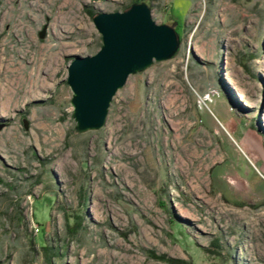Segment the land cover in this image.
Instances as JSON below:
<instances>
[{
    "label": "rangeland",
    "instance_id": "374dc122",
    "mask_svg": "<svg viewBox=\"0 0 264 264\" xmlns=\"http://www.w3.org/2000/svg\"><path fill=\"white\" fill-rule=\"evenodd\" d=\"M141 1L180 49L78 132L67 58L133 0H0V264H264V0Z\"/></svg>",
    "mask_w": 264,
    "mask_h": 264
},
{
    "label": "water",
    "instance_id": "95a60500",
    "mask_svg": "<svg viewBox=\"0 0 264 264\" xmlns=\"http://www.w3.org/2000/svg\"><path fill=\"white\" fill-rule=\"evenodd\" d=\"M150 8L146 3H134L122 12L99 11L92 19L102 36L99 51L67 58V84L73 93L78 132L102 128L112 100L129 77L146 71L153 62L172 59L180 49L176 29L155 23Z\"/></svg>",
    "mask_w": 264,
    "mask_h": 264
},
{
    "label": "trees",
    "instance_id": "16d2710c",
    "mask_svg": "<svg viewBox=\"0 0 264 264\" xmlns=\"http://www.w3.org/2000/svg\"><path fill=\"white\" fill-rule=\"evenodd\" d=\"M134 3H143V1H141V0H133V4ZM89 12V14L92 16V17H94L95 15H94V13L92 12V11H88ZM172 18V17H171ZM173 23V26L172 27H174L175 29H176V31L178 32V34L181 36V33H180V30H181V25L179 24V22L178 21H174V22H172ZM78 226V225H77ZM46 248V247H45ZM46 250H48V248L46 249ZM151 257L153 258V259H156V260H159V261H163V262H168L169 264H185V262H183L182 260H175V259H170V258H167V257H165V256H157L156 254H154V253H152L151 254Z\"/></svg>",
    "mask_w": 264,
    "mask_h": 264
}]
</instances>
